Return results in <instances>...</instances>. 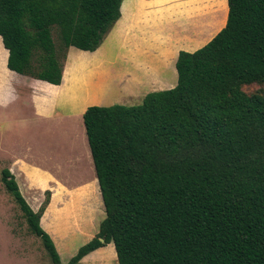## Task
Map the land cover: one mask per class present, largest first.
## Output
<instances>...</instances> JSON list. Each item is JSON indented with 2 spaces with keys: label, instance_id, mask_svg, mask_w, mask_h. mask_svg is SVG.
<instances>
[{
  "label": "trees",
  "instance_id": "obj_1",
  "mask_svg": "<svg viewBox=\"0 0 264 264\" xmlns=\"http://www.w3.org/2000/svg\"><path fill=\"white\" fill-rule=\"evenodd\" d=\"M123 2L0 0L9 69L61 85L68 50L96 52ZM228 7L209 44L180 53L175 88L84 114L106 218L69 263L41 227L51 191L35 212L3 171L52 264H79L110 244L119 264H264V95L243 90L264 85V0Z\"/></svg>",
  "mask_w": 264,
  "mask_h": 264
},
{
  "label": "crops",
  "instance_id": "obj_2",
  "mask_svg": "<svg viewBox=\"0 0 264 264\" xmlns=\"http://www.w3.org/2000/svg\"><path fill=\"white\" fill-rule=\"evenodd\" d=\"M177 19L174 16L168 18L162 13L158 0H124L121 18L105 40L110 38L111 45L116 46L119 63H130L142 72L135 76L128 72V77L138 79L134 81V87H148L152 92L175 88L174 76L178 74L180 53H194L202 49L228 22L216 27L204 17L192 23ZM100 48L94 53L82 51L71 61L67 56L62 84L56 86L11 71L8 67L10 54L0 36V121L7 118L13 128L12 135L9 133L12 139L7 141L14 142L18 137L13 134L22 132L24 126L19 129L17 125H28L31 120L40 123L54 119L56 115L57 120H72L79 108L84 119L88 108L96 105L103 107L100 99L105 96L101 92L86 93L87 80L91 75L95 76L98 69H104L101 59L108 54ZM98 88L102 91L100 84ZM89 96L92 97L91 104L77 107ZM4 138L5 135L0 137V142ZM6 155L9 171L15 176L31 207L39 205L35 199L40 200L44 193L51 191L50 203L41 218V227L50 235L61 256L63 253L69 254L80 238L87 240L83 242V247L98 235L101 223L106 218V208L94 163V169L92 165L87 167L89 171L85 172L89 176L84 181L72 184L67 178L63 179L64 173L58 170L55 160L54 167L50 168L33 163L24 154L10 156L6 152ZM81 247L75 249L74 256ZM106 255L111 257V262L115 259L118 261L114 244L92 252L82 259L81 264H104L106 260L103 256Z\"/></svg>",
  "mask_w": 264,
  "mask_h": 264
},
{
  "label": "rangeland",
  "instance_id": "obj_3",
  "mask_svg": "<svg viewBox=\"0 0 264 264\" xmlns=\"http://www.w3.org/2000/svg\"><path fill=\"white\" fill-rule=\"evenodd\" d=\"M158 7L166 17H178L177 20L188 23L204 17L208 18L214 26L222 27L228 21V0H158ZM54 38L58 48H60L56 30L54 31ZM100 49L108 54L101 59L104 62V69L102 68V71L98 69L96 75H91L87 80L86 93L101 92L105 96L104 99H100L103 107L141 105L144 98L152 91L148 87H134V81L138 79L128 77L127 74L132 72L135 76L142 74V72L133 68L130 63L125 64L117 61V49L116 46L111 45L110 38L104 41ZM81 53L83 52L80 50L70 48L67 56L71 61ZM174 82V86H176L178 83L177 73L174 76ZM99 84L102 86V91H99ZM243 90L248 95H264V85L260 84L245 86ZM89 98L80 102L77 107L86 103L91 104L92 97ZM60 111L58 110V112ZM80 112V108L77 109L72 120H57L56 115V118L40 120V123L38 120L35 122L31 120L28 125H17L19 129L21 126L24 127L19 134H13L14 137H18L14 139V142L13 140L7 141L12 139L11 129L13 128L9 124L10 121H7V118L0 121V137L5 135V138L0 142V264L51 263V258L43 241L31 232L21 208L3 184L2 173L4 170H10L6 152L10 156L15 153L24 154L33 163L50 168L54 167L55 162L53 160H55L58 164V170L64 173L63 179L67 178L72 184L84 181L89 176V173L85 172L89 171L87 167L92 165L94 169V166L83 115ZM46 198L44 193L40 200L35 199L39 205H32V208L38 211ZM84 240L80 238L69 254L63 253L62 256L59 254L63 263L70 262L71 257L75 254V249L87 241ZM107 256H103V259L106 260L104 264H119L117 259L111 262L109 260L111 257Z\"/></svg>",
  "mask_w": 264,
  "mask_h": 264
}]
</instances>
